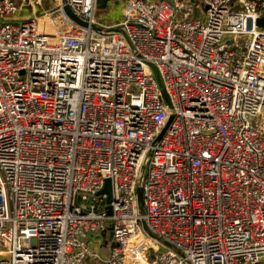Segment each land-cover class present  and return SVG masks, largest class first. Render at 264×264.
<instances>
[{
    "label": "built area",
    "instance_id": "1",
    "mask_svg": "<svg viewBox=\"0 0 264 264\" xmlns=\"http://www.w3.org/2000/svg\"><path fill=\"white\" fill-rule=\"evenodd\" d=\"M119 1L0 0V264H264V0Z\"/></svg>",
    "mask_w": 264,
    "mask_h": 264
},
{
    "label": "rangeland",
    "instance_id": "2",
    "mask_svg": "<svg viewBox=\"0 0 264 264\" xmlns=\"http://www.w3.org/2000/svg\"><path fill=\"white\" fill-rule=\"evenodd\" d=\"M18 4L19 0H15ZM21 11L20 15H36L45 11V9L51 8L54 6V0L51 1H42L40 6H37L34 3V0H23L20 3ZM122 13V4L119 0H98L97 9H96V20L102 23L108 24V21L112 20L113 17H117L114 22L120 21ZM113 14V15H112ZM111 17V18H110ZM107 21V22H106ZM108 249L99 250L100 253H108ZM105 254V255H106Z\"/></svg>",
    "mask_w": 264,
    "mask_h": 264
},
{
    "label": "water",
    "instance_id": "3",
    "mask_svg": "<svg viewBox=\"0 0 264 264\" xmlns=\"http://www.w3.org/2000/svg\"><path fill=\"white\" fill-rule=\"evenodd\" d=\"M61 3L63 5V8L64 10L66 11V13L68 15H70V17L75 20L76 18L72 15L71 13V10L70 8L67 6V0H61ZM76 21V20H75ZM257 25L258 27H264V19H260L258 20L257 22ZM100 195H105L106 196V204H110L111 203V200H112V195H111V189H110V181L109 180H106L105 181V185H104V188L103 190L100 192ZM136 195H137V202H138V206H139V211L141 213H143V208H142V194L140 191H137L136 192ZM107 213L108 215L111 214V209L110 207L108 206L107 207ZM111 237H112V233H109V236H108V240L110 241L111 240ZM106 243V242H104Z\"/></svg>",
    "mask_w": 264,
    "mask_h": 264
},
{
    "label": "crops",
    "instance_id": "4",
    "mask_svg": "<svg viewBox=\"0 0 264 264\" xmlns=\"http://www.w3.org/2000/svg\"><path fill=\"white\" fill-rule=\"evenodd\" d=\"M14 1H15V0H14ZM25 1H26V0H25ZM22 2H23V0H19L18 5L21 6L20 3H22ZM42 13H44V11H42L41 13H38V14H36V15H34V16L42 15ZM112 15H113V14H112ZM20 16L25 17V16H29V15L27 14V15H20ZM110 18H111V17H110ZM116 18H117V17H113L112 20L108 21V24L113 23V22L116 20ZM106 22H107V21H106ZM105 239H106V238H105ZM107 239H108V236H107ZM108 245H109V246L111 245L110 242H106V243L103 242V243L99 246V249H101V250H104L105 248L109 249V248H108ZM107 252H108V251H107ZM104 254H106V253H104ZM89 264H91V263H89Z\"/></svg>",
    "mask_w": 264,
    "mask_h": 264
}]
</instances>
